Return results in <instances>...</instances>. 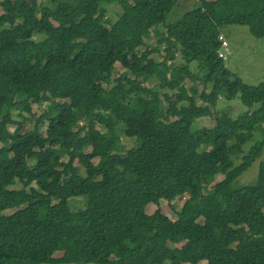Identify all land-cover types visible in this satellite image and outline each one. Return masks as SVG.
Segmentation results:
<instances>
[{
	"label": "trees",
	"instance_id": "obj_1",
	"mask_svg": "<svg viewBox=\"0 0 264 264\" xmlns=\"http://www.w3.org/2000/svg\"><path fill=\"white\" fill-rule=\"evenodd\" d=\"M40 1L0 0V264H264V163L237 185L264 151V79L219 54L228 26L264 38V0ZM222 98L259 107L200 120ZM184 197L192 214L169 218Z\"/></svg>",
	"mask_w": 264,
	"mask_h": 264
},
{
	"label": "rangeland",
	"instance_id": "obj_2",
	"mask_svg": "<svg viewBox=\"0 0 264 264\" xmlns=\"http://www.w3.org/2000/svg\"><path fill=\"white\" fill-rule=\"evenodd\" d=\"M45 0H41L40 2H43ZM210 1V0H207ZM194 1L185 0L184 5L180 11H178L176 14H181L182 12H185L189 9H191ZM108 10V16L110 19H112L114 22L117 21L120 17V14L123 12L122 7L118 6L117 4H110L107 7ZM2 12H0L1 14ZM177 18V17H176ZM175 18V19H176ZM59 24L58 22L54 23V31L58 32ZM225 36L228 45L230 54L227 57L226 60V66L228 69H230L235 74L239 75L242 80L249 85H258L263 79H264V38L258 39L251 35L249 28L247 26H228L224 29V33L222 34ZM67 44H69L70 40L66 41ZM158 42L157 37H153L150 39V43L153 45H156ZM160 54H164V51L162 50ZM160 54H155L154 57L160 61L162 60ZM181 59H178V63H181ZM124 72V69L122 65H117L114 75H113V81L112 84L108 86L109 90L119 92V89L117 87L116 80L122 75ZM193 75L195 73H199V71L195 70V68H192ZM187 86L193 85L192 79H190L187 83ZM195 85L198 87V90L201 92L204 90L205 85L203 82L199 81L195 83ZM213 86V85H212ZM212 86L208 89V92H211ZM166 91H171V89L166 88ZM198 104L199 105H205L206 103L201 101L199 96L197 97ZM259 106L254 107H247L245 106L240 98H234V99H228V98H222L219 101L218 109H214V117H205L200 120H204L209 123H214L218 116L223 114V112H226L231 118L236 119L240 116H244L247 113L251 114L254 110H256ZM46 109V104L36 105L34 106V112L37 116L41 115V113ZM15 127H11L10 129L13 131ZM102 132H105L106 129L102 126H99ZM46 125L42 129V133L45 134ZM255 138L253 141L249 142L244 146V154L247 155L249 153V150L251 149V146H253L257 140L261 138V134L259 132L256 133ZM124 143L126 146L127 152H129L133 146H136L137 140L124 138ZM36 162V161H35ZM97 164L100 162L99 159L96 161ZM236 164H239L242 162L241 157L235 159ZM261 163H264V151L262 153V156L256 160L237 180L238 186H244L253 183L260 170ZM34 164V162H33ZM19 169L24 168V164H17L16 165ZM82 175L85 176V171L83 168H81ZM225 179L224 175H219L217 177V182H221ZM11 188L19 189L22 188L21 184H17L16 186H13ZM84 199H73L72 205L77 208L80 207L83 203ZM166 210L165 214L172 219H179V218H185L189 217L192 214V210L188 205V197L184 198H178L172 203H168L167 201L163 200L162 205ZM158 206L155 204H152L148 207L147 212L152 215L158 210ZM15 210H7L4 211V215H10ZM201 222H203V219H200ZM184 244L179 245V248H182ZM190 251L196 250L195 247L189 248ZM63 253L58 252L55 254L56 257H61ZM207 264V263H203Z\"/></svg>",
	"mask_w": 264,
	"mask_h": 264
},
{
	"label": "built area",
	"instance_id": "obj_3",
	"mask_svg": "<svg viewBox=\"0 0 264 264\" xmlns=\"http://www.w3.org/2000/svg\"><path fill=\"white\" fill-rule=\"evenodd\" d=\"M220 41L222 42V49L219 51L220 58L227 59L228 55L231 53L229 50L228 42L224 35L220 36Z\"/></svg>",
	"mask_w": 264,
	"mask_h": 264
}]
</instances>
